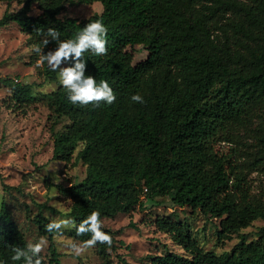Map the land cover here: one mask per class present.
<instances>
[{
    "label": "trees",
    "instance_id": "trees-1",
    "mask_svg": "<svg viewBox=\"0 0 264 264\" xmlns=\"http://www.w3.org/2000/svg\"><path fill=\"white\" fill-rule=\"evenodd\" d=\"M16 2L0 18V31L16 24L40 43L49 28L60 39L75 38L89 22L101 19L108 28V54L84 53L85 75L99 83L106 80L117 96L112 105H73L66 89L46 95L45 103L57 118L69 125L54 140L53 159L69 165L77 160L86 167V177L69 187L57 186L71 200L69 220L78 226L92 211L101 222L137 207L166 205L188 208L208 219L220 221L219 240L264 222V208L248 197L244 177L235 166L214 150V143L244 122L253 104L264 97V0H0ZM102 4L101 14L79 20L61 15L68 5ZM38 11V14H35ZM223 22L220 42L213 26ZM51 41L46 54L57 48ZM144 46L146 61L133 64L128 48ZM47 64L46 62L44 63ZM67 67L73 66L69 61ZM47 75L56 80L58 71L46 65ZM12 101L27 106L34 100L31 85L4 79ZM145 103L130 100L133 94ZM228 140V137H227ZM264 158V135L261 138ZM147 190V191H146ZM147 196L144 202V197ZM161 197L163 201H157ZM34 217L42 237L50 240L49 264H62L53 242L67 236L79 242L91 233L77 236L75 228L62 235L48 233L51 222L40 205ZM54 211L53 209H48ZM157 229L170 236L186 254L167 251L153 257L151 264H264V226L257 240L242 237L230 252L217 255L199 247L189 225L171 217H158ZM111 247L94 246L103 264H115L111 251L118 246L117 234L102 225ZM27 240L12 220L6 205L0 211V261L13 262V247L27 248ZM41 255V254H40ZM42 264H48L41 255ZM121 264H128L120 257Z\"/></svg>",
    "mask_w": 264,
    "mask_h": 264
},
{
    "label": "rangeland",
    "instance_id": "rangeland-1",
    "mask_svg": "<svg viewBox=\"0 0 264 264\" xmlns=\"http://www.w3.org/2000/svg\"><path fill=\"white\" fill-rule=\"evenodd\" d=\"M8 8L15 12L20 5L0 2V18ZM102 11L100 3L68 5L61 18L84 20ZM223 25L220 21L213 26V33L220 42L225 41V35L220 30ZM35 45L41 46L16 24L0 31V211L6 205L28 244L42 238L33 220L40 211V205L46 206L43 213L51 221L69 219L67 214L72 202L60 194L57 186L69 187L71 183L81 182L87 172V167L76 159L81 148L69 165L53 159L54 140L70 122L65 117L57 118L45 103L46 95L57 91L62 85L59 73L53 80L47 75V64L38 63L39 55L33 51ZM128 52L133 56L134 65L146 61L149 56L144 46L128 48ZM61 67L67 66L62 64ZM4 79L31 85L35 100L27 106L15 104L12 91L2 83ZM263 135L264 97L253 104L243 123L231 128L229 136H223L214 143L215 152L230 161L236 168V174L244 177L250 201L262 208L264 158L260 141ZM143 199L145 202L147 196ZM162 199L156 198L157 201ZM145 204V208L137 207L130 214H120L114 219L102 221L105 228L117 234V250L110 252L115 264H121L120 257L128 264H151L153 257L167 251L186 254L169 235L157 229L155 221L158 217H177L187 223L199 247L217 255L230 252L243 236L249 241L257 240L258 232L264 226L263 221H256L230 240L222 241L217 236L220 224L217 219H208L188 208ZM50 208L54 211L48 210ZM43 238L47 239L48 245L41 255L49 264L51 242L47 237ZM53 242L62 255V264H103L95 247L77 256L67 246L81 242L67 236H56Z\"/></svg>",
    "mask_w": 264,
    "mask_h": 264
},
{
    "label": "clouds",
    "instance_id": "clouds-1",
    "mask_svg": "<svg viewBox=\"0 0 264 264\" xmlns=\"http://www.w3.org/2000/svg\"><path fill=\"white\" fill-rule=\"evenodd\" d=\"M107 35V26L101 19H96L83 27L75 38L67 40L60 39V32L57 29L49 28L47 37L42 40L43 48L39 45L33 46V51L39 55L38 63L43 65L46 62L53 72H59L60 84L66 89L67 98L73 105H99L103 101L110 106L117 99L113 88L106 80L97 83L94 77L85 75L84 53L90 51L96 56L107 55ZM51 41H55L58 46L54 51L50 50L45 54L43 50ZM69 61L73 62V66L61 67L63 63ZM130 100L134 103H145L143 96L139 93L133 94ZM69 227L75 228L77 236L92 234L90 239L81 244L71 243L67 246L77 256L94 247L97 242L109 247L113 243L112 237L101 231L102 222L99 211H92L78 226L73 220L60 219L52 220L45 226V229L48 233L62 235L63 230ZM47 245V239L42 237L36 243H29L26 249L13 247L14 254L11 256V260L13 262L22 260L23 264H42L40 254ZM0 264H4V262L0 261Z\"/></svg>",
    "mask_w": 264,
    "mask_h": 264
},
{
    "label": "built area",
    "instance_id": "built-area-1",
    "mask_svg": "<svg viewBox=\"0 0 264 264\" xmlns=\"http://www.w3.org/2000/svg\"><path fill=\"white\" fill-rule=\"evenodd\" d=\"M147 191V190H146Z\"/></svg>",
    "mask_w": 264,
    "mask_h": 264
}]
</instances>
